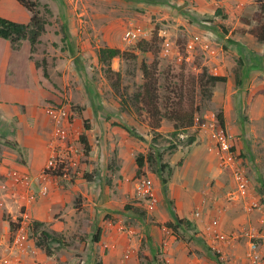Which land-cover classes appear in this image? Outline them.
<instances>
[{
  "label": "rangeland",
  "instance_id": "1",
  "mask_svg": "<svg viewBox=\"0 0 264 264\" xmlns=\"http://www.w3.org/2000/svg\"><path fill=\"white\" fill-rule=\"evenodd\" d=\"M38 1L40 15L47 23L45 30L33 52L27 40L21 41L16 49L11 48L10 83L17 87L27 85L31 81L28 63H34L38 82L47 93L43 108L63 106L70 124L81 122L83 130L84 126L89 127L85 131L97 168L90 173L81 169L88 161L78 134L74 136L75 127L71 126L70 141L82 155L77 154L78 166L71 182H60L71 184L80 180L83 191L87 187L88 198L76 193L72 203L55 215L59 222L69 221L66 222L69 232L57 233L68 247L46 256L35 243L41 231H54L33 222L27 214L30 221L27 242L24 249L11 252L15 223L23 212L27 213L21 206L24 202L14 198L11 201L18 202L20 215L12 220L4 214L14 228L9 230L5 242L0 241V260L8 259L10 264H165L161 256L163 246H151L150 229L165 225L157 223L154 217L160 203L169 214L170 209L178 213L175 199L182 190L198 200L201 198L198 207L192 209L193 217L208 212L201 207L207 205L211 196L222 199L221 211L234 209L243 214L264 211V43L250 34V30L264 24V19L257 22L255 18L264 0ZM20 9L24 11L22 6ZM137 26L150 34L148 42L153 39L151 51L140 53L137 45L141 41L127 40L126 32ZM64 33L67 42L62 40ZM165 42L169 43L167 52ZM102 48L126 53L110 61V68L120 73L118 83L107 77L106 66L98 62V51ZM142 62L147 66L155 62L161 113L166 115L170 108L177 107L192 111L195 113L192 127L174 130V122L165 117L158 129L150 127V119L136 97L141 91ZM208 75L226 80L210 86L205 82ZM238 80L240 86H236ZM220 113L224 132L231 138V157L240 163L249 183L245 196L235 199H230L237 193L231 170L221 161L212 138L219 127L216 116ZM49 121L53 131L55 125ZM121 126L131 128L137 136ZM202 136L212 141L206 147V156ZM190 137L195 139L192 144ZM149 154L159 156L155 163L149 161ZM141 155L146 160L142 172L137 174L135 159ZM188 163L207 164L192 177L195 181L192 183L185 182L180 174ZM161 165H164L161 175L168 182L160 189L161 202L155 194L156 203L150 210L136 190V181L141 177L159 180ZM87 181L94 184L88 185ZM37 189L33 190L35 194ZM171 190L179 191L174 192L175 198L169 197ZM45 197L36 195L35 200ZM34 223L39 224L37 229ZM192 225L187 232L178 230L176 240L201 243L202 238L195 224ZM204 226L208 233L215 229L223 236L217 221L205 218ZM98 231L96 242L93 237ZM254 233L255 230L245 233L247 251L250 242L259 246ZM241 235L232 232L228 240ZM212 253L220 257L216 250ZM258 253L264 257L263 251L258 249Z\"/></svg>",
  "mask_w": 264,
  "mask_h": 264
},
{
  "label": "crops",
  "instance_id": "2",
  "mask_svg": "<svg viewBox=\"0 0 264 264\" xmlns=\"http://www.w3.org/2000/svg\"><path fill=\"white\" fill-rule=\"evenodd\" d=\"M32 1L37 2L39 8L40 2L38 0ZM16 4L17 5L14 4L13 0H0V17L16 23L28 24L31 18L30 13L25 9L22 11L23 9H20L21 6L18 3ZM244 40H248V38L244 37ZM11 48V44L8 41L0 39L1 243L5 242V238L9 235L10 221L7 219L10 218L13 220L17 215H20L17 209L18 202L11 201L14 199L12 196L24 193L23 190H16L17 188L11 186V180L8 178V175H11L13 172L24 175L30 184V189L32 191L35 190L37 188L38 175L50 155L53 143L52 124L48 119L49 117H47L46 108H43L45 106L44 103L47 93L44 92L38 82L35 65L31 62L30 64L28 63L31 81H27V85L24 87L11 85L10 77L12 73L9 74ZM28 83H30V85ZM70 126L75 127L76 132H74V136H77V134L78 136L82 134L87 136V131L82 129L81 122H78V124L72 123ZM69 130L71 133V127ZM202 138H204L202 144L203 155L206 156V147L211 145L212 141H210L209 137L202 136ZM212 138L216 144L213 135ZM89 145L91 147V144ZM59 148L61 149V147ZM93 154L94 152L91 147V152L85 155L88 162L81 166V169L85 172L90 173L93 169L97 168L96 158L93 157ZM206 165L203 164L200 166L198 164L191 166V164L188 163L181 170L180 174L182 176L184 175L183 179L185 182H195L192 177L196 176L199 170L203 169ZM59 182L50 181L48 197L35 200L34 203L28 206L26 211L33 222L36 221L40 224H45L50 230L56 233L67 234L69 232V227L66 222L69 221L64 219L59 222L55 218V215L61 211L65 205L72 203L76 193H80L85 198H88L86 193L87 187L84 186L85 190L83 191V185L80 183V180L73 181L71 184H61V182ZM87 182L88 185L94 184L93 181ZM153 184L158 201L161 202L162 197L160 189L162 185L158 179L154 180ZM172 187L173 186H171V188ZM174 192H176V190H171L169 197L175 198ZM191 194L182 190L180 195L178 194V196H176V208L178 211L176 216L181 219L189 220L191 224H195L199 237L202 238L201 243L193 240L188 243L177 241L164 226L152 227L150 229L151 246L154 248H156L157 245H159V247H161V245L163 246L161 256L165 264H218L216 258H219L220 264H249L245 257L248 244V238H246L245 233L249 230H255L254 235L259 241V246L256 243L258 249L264 252V211H254L252 213L243 214V212L234 211V209L230 210L231 207L228 208L230 211H221L222 199L217 196H211L209 200H207L206 206L208 207H201L208 212H202L199 217H193L191 215L192 209L198 207L201 198L198 200V197L196 199L193 194ZM259 198L258 196V200L261 201ZM89 199L92 201V198ZM4 214L7 219L4 217ZM154 217L156 218V222L162 225L173 222V218L161 203L156 209V215ZM208 217L211 222L214 220L217 221L219 231H221L223 237L227 239L220 240L208 236V231L205 230L204 226V220ZM232 232L236 234L243 233V235L236 240L234 238L229 241V235ZM103 235L102 233V236ZM218 235H221V233H218ZM212 250H216L220 257L214 256L215 254L212 253Z\"/></svg>",
  "mask_w": 264,
  "mask_h": 264
},
{
  "label": "trees",
  "instance_id": "3",
  "mask_svg": "<svg viewBox=\"0 0 264 264\" xmlns=\"http://www.w3.org/2000/svg\"><path fill=\"white\" fill-rule=\"evenodd\" d=\"M16 2L22 6L27 12L30 13L31 18L28 24H20L16 22L9 21L7 19L0 17V39L6 40L11 44L12 49H16L17 45L23 41L27 40L30 43V51L33 52L35 45L38 43V39L41 34L45 30L46 20L42 18L40 12L38 10V3L32 0H16ZM259 12L256 14V21L260 22L264 19V4L260 3ZM49 13V11H46ZM217 12V10H216ZM250 34L256 37V39L262 43H264V24H261L258 28H253L250 30ZM154 35V39H155ZM67 35L63 34L64 41L67 42ZM153 39L148 41H141L137 45V50L140 53L149 52L153 49ZM126 53L119 49L115 48H102L98 51V62L104 66H106V75L109 79H114L115 83L119 82L120 73L115 72L110 68V61L114 58L124 57ZM155 62L151 66H147L145 62L141 64V73H142V85L141 91L136 95L137 99L142 103L144 110L146 111L149 119H150V127L153 130H156L160 126L161 118L165 117L167 120L174 122V130H178L179 128L186 127L190 128L194 124V112L183 111L180 107L170 108L166 111V115L161 113V108L159 107V95L157 89V79H156V72H155ZM225 77L222 76H214L208 75L205 82L210 86H213L216 83H223L225 82ZM112 81V82H113ZM241 81L236 82V86H240ZM175 104V103H174ZM173 104V105H174ZM176 105V104H175ZM180 106V104H178ZM218 121L219 127L224 131V121L223 115L220 113L216 116ZM123 130L127 133L131 134L132 136H137L136 133L127 126H121ZM85 130H88V126H84ZM195 141L193 137H190L189 144H192ZM80 145H82L84 149V153L89 154L90 152V145L87 140V136L82 134L79 136ZM174 148V147H173ZM159 156L153 154H149V161L155 163ZM148 159V157H147ZM145 157L143 155L137 157L135 159V164L137 167V174L142 172L144 167ZM164 165L160 166L159 172V180L162 185V188L166 187L167 179L162 177V168ZM171 174L168 173V176ZM170 216L173 218V222L166 223L164 227L171 231L173 236L178 235V230L187 231L189 227H193L191 222L187 219H181L176 216V214L170 209ZM35 229L39 227V224L34 223ZM10 229L14 228V224L12 222L9 223ZM99 239V231L93 237L94 241H98ZM56 244L58 247L52 248L51 245ZM37 248L44 250L46 256L51 257L54 255L55 251L67 248L68 244L65 242L64 238L57 234V233H49L47 231H41L39 233V237L35 243ZM214 256H217L214 255ZM220 264L218 261H216Z\"/></svg>",
  "mask_w": 264,
  "mask_h": 264
},
{
  "label": "built area",
  "instance_id": "4",
  "mask_svg": "<svg viewBox=\"0 0 264 264\" xmlns=\"http://www.w3.org/2000/svg\"><path fill=\"white\" fill-rule=\"evenodd\" d=\"M149 36L150 34L139 26L133 27L126 32V38L130 42L147 41ZM164 48L167 52L169 50V43L165 42ZM46 113L49 119L54 123L55 127L52 131L53 143L50 155L38 175L37 193L35 194L30 189V184L24 175L19 174L18 172H13L11 175H8V178L11 180V186L17 188L16 190L21 189L24 191L23 194H16L12 197L24 202L21 206L25 207V209L35 201L36 195L39 197L47 196L49 193L50 181L71 182V176L78 166L76 158H79V156L77 154L80 156L82 155V151L76 148L70 141L71 133L69 129L71 126L67 109L63 106L59 107V105H50L46 108ZM195 120L196 122L198 121V119ZM213 136L215 138L216 148L221 157V161L230 168L233 180L237 187V193L231 196L230 199L238 198L239 195L245 196L249 183L244 171L239 167L240 163H235L231 157L232 145L230 136L220 127H218ZM59 147H61V149ZM136 190L140 197L148 203V209L151 210L156 203L152 179L149 177H141L138 179L136 181ZM253 206H256V204H253ZM29 222L27 213L23 212L19 221L15 223L16 226L11 244V252L24 249V244L27 242V228ZM209 234L212 235L213 238H218L220 240L224 239L222 235H218L215 229H211L208 235ZM246 257L250 264H264V257L259 255L256 243H249ZM10 263L11 262L8 259L0 260V264Z\"/></svg>",
  "mask_w": 264,
  "mask_h": 264
}]
</instances>
